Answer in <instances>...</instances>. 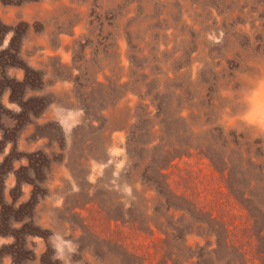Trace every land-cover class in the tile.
<instances>
[{
	"label": "rangeland",
	"instance_id": "obj_1",
	"mask_svg": "<svg viewBox=\"0 0 264 264\" xmlns=\"http://www.w3.org/2000/svg\"><path fill=\"white\" fill-rule=\"evenodd\" d=\"M57 236L264 264V0H0V264Z\"/></svg>",
	"mask_w": 264,
	"mask_h": 264
},
{
	"label": "clouds",
	"instance_id": "obj_2",
	"mask_svg": "<svg viewBox=\"0 0 264 264\" xmlns=\"http://www.w3.org/2000/svg\"><path fill=\"white\" fill-rule=\"evenodd\" d=\"M56 241L54 245V255L51 259L60 260L62 264H71V256L76 252L78 244L73 243L71 240L64 239L61 236H57Z\"/></svg>",
	"mask_w": 264,
	"mask_h": 264
}]
</instances>
